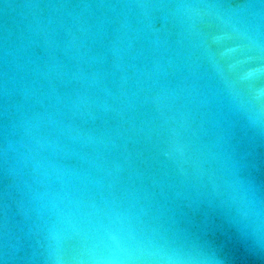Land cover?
I'll return each mask as SVG.
<instances>
[{
  "label": "water",
  "instance_id": "95a60500",
  "mask_svg": "<svg viewBox=\"0 0 264 264\" xmlns=\"http://www.w3.org/2000/svg\"><path fill=\"white\" fill-rule=\"evenodd\" d=\"M0 264H264V0H0Z\"/></svg>",
  "mask_w": 264,
  "mask_h": 264
}]
</instances>
